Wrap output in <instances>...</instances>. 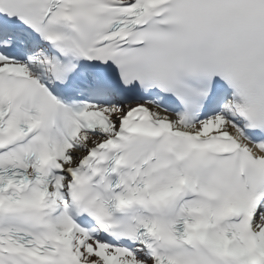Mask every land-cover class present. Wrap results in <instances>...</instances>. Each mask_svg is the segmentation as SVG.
<instances>
[{
	"label": "snow or ice",
	"instance_id": "6c2138e0",
	"mask_svg": "<svg viewBox=\"0 0 264 264\" xmlns=\"http://www.w3.org/2000/svg\"><path fill=\"white\" fill-rule=\"evenodd\" d=\"M0 264H264V0H0Z\"/></svg>",
	"mask_w": 264,
	"mask_h": 264
}]
</instances>
